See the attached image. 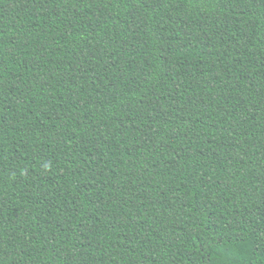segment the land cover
Returning <instances> with one entry per match:
<instances>
[{
  "label": "trees",
  "instance_id": "16d2710c",
  "mask_svg": "<svg viewBox=\"0 0 264 264\" xmlns=\"http://www.w3.org/2000/svg\"><path fill=\"white\" fill-rule=\"evenodd\" d=\"M0 264H264V0H0Z\"/></svg>",
  "mask_w": 264,
  "mask_h": 264
}]
</instances>
